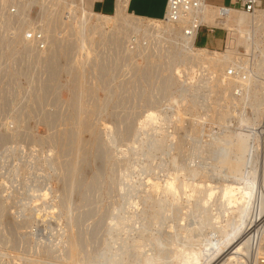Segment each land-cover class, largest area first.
<instances>
[{"label":"rangeland","instance_id":"obj_1","mask_svg":"<svg viewBox=\"0 0 264 264\" xmlns=\"http://www.w3.org/2000/svg\"><path fill=\"white\" fill-rule=\"evenodd\" d=\"M66 1L56 5L53 18L43 15L47 25L54 19V31L47 33L42 17L36 23L42 21V33L48 34L44 50H33L32 39L25 45L29 29L19 28L30 24L26 15L7 24L8 29L0 26V264H109L115 250L118 264L127 250L122 264H146L160 241L165 253L172 245L168 252L175 253L188 235L198 239L200 233L212 232L209 226L200 227L204 213L198 211L202 210L197 207L198 192L188 201L184 189L175 198L162 190L179 170L180 181L192 177L217 183L207 213H222L220 185L241 181L226 169L236 153L221 147L225 141L235 144L237 134H247V143L255 148L252 176L257 187L264 186V144L251 132L264 119L261 104L256 115L250 102L231 101L229 90L204 84L200 70L182 72L184 65L176 64L167 42L175 23L170 28L162 19L138 15L118 43L103 46L97 32L77 38L83 21L87 27L96 22L82 9L90 11L89 0ZM145 2L133 0L132 8H144ZM41 11V2H34L28 17L38 19ZM157 28L167 31L157 33ZM228 36L232 41L234 34ZM261 42L264 48V28ZM195 44H205L203 35ZM216 45L220 47L221 40ZM75 56L77 63L72 61ZM168 76L175 85L169 87ZM151 112L160 114L154 122L148 117ZM159 137L163 142L154 146ZM218 156L227 159L223 168ZM151 181L160 189H153ZM120 216H128V223L110 230ZM138 235L144 238L139 253L131 246ZM258 257H264V251ZM243 259L247 264L252 261L251 255ZM172 262L178 264L177 259Z\"/></svg>","mask_w":264,"mask_h":264},{"label":"bare ground","instance_id":"obj_2","mask_svg":"<svg viewBox=\"0 0 264 264\" xmlns=\"http://www.w3.org/2000/svg\"><path fill=\"white\" fill-rule=\"evenodd\" d=\"M11 1H13L15 3V5L17 7V13L16 14H12V13L5 14V8L7 7V4ZM35 1H41L42 11H41L38 19L31 20L28 17V12H29L30 6ZM68 1H69V3H71L70 0H68ZM78 1H80L81 3L85 2V0H78ZM128 1L129 0H117L116 10H115L114 14H103L100 12H96V11L92 10L91 7H88V10H90V11H87V8H85V7L82 8L84 14H89L90 16L91 15L95 16L96 22L91 27H89V26L87 27V23L85 21H83L81 24L80 30L77 32V36H78L77 38L80 39L85 35L86 32L92 31V32H97L100 34L99 43L103 46L108 45V44L118 43L119 40L121 39L122 35H124L126 33V31L128 29V27H127L128 23L131 22L130 20L138 16V15H135V14L127 11ZM61 2L62 3H68L66 0H65V2H64V0H0V26L3 27V29H8L11 26L8 27V26H6L7 24L16 22L21 16L26 15V18L28 19L30 24L27 25L26 27H24L23 29H21L22 27L19 28V31L25 30L26 28L29 29L28 31H26L27 33L23 37V40L25 41V45L27 44V42L33 41L36 43V46H37V48H34V44H33V42H31L33 50H36V51L37 50H44L47 45H46V42L43 41V39L44 38L48 39V34H47V36H45L46 35L45 31H43L44 33H42V30L46 28L45 30L47 31V33L48 32L51 33L52 31H54L53 29H55L56 25L53 26L54 28L52 27V24H55V23H53L54 19L52 21V24H51L50 19H49V25H47L48 20L45 23V21L43 19V15L47 17L48 13H49L48 17L52 16L53 11L57 10L56 5L59 6L58 4H60ZM58 9H59L58 13H62L61 9L59 7H58ZM70 10H71V8H70ZM72 10H73V8H72ZM55 16H56V14H55ZM41 17L43 19L44 24L47 25V27H45V28H42L45 26L44 24H42L43 23L42 21H41V23H39L40 25H36V23H38V21L41 19ZM52 18H53V16H52ZM162 20H164V19H162ZM164 21H166V20H164ZM170 23H175L177 25V28L176 27L172 28ZM122 24H124V27L120 28L122 26ZM30 25H32V26H30ZM166 25L171 26L170 28H172L168 33L167 42L171 47H173L172 48L173 52L171 51L172 56L174 55L173 58L175 57V58H177V61H179L176 64L179 65V63H182L184 65L183 69H181L182 72L186 71L188 73H196L200 70V74H201L200 77L203 79V81L202 80L201 81L204 84L205 83L211 84L212 89H213V87L218 86V88H220L219 91L229 90L230 94H231L229 99L231 101H236L235 98H239L238 101H241V102L243 101L242 102L243 104L247 103L249 105V102H250V105L253 107V110L256 112V115L258 114V111H259V104H261L260 110L262 113V117L264 118V110L262 109L263 104H264V92H263V83L264 82L260 79V78L264 77V48H263V45L261 42V31L264 28V7L257 10L254 14H249V13L237 11L234 9H229L227 11V13H223L222 8L213 7V6H209L208 4H205L201 8L191 9L189 14L187 16H181V18L179 19L178 22L166 21ZM201 25L223 27V28L227 29L228 33L231 32L232 34H234V38L232 41L229 42L230 39L228 36V39L226 41V47H224L222 49L197 46L195 44V40H196L197 34H198L197 27L201 26ZM40 26H42V27H40ZM11 29L14 32H18L17 30H14L13 28H11ZM37 29H40V32L42 33V40L41 41H39V40L37 41L36 36L35 37L33 36ZM129 29H131V28H129ZM187 29L190 30V33H188V34L186 32ZM166 31L167 30H165L164 28L163 29H159V28L155 29V32H157V33H165ZM29 32H32L31 38H28V36H27V34ZM55 32H56V30H55ZM43 34H44V36H43ZM52 35H54V34L52 33ZM30 39H32V40L30 41ZM42 43H43V45L41 46ZM196 46L199 48H195ZM236 46H243L246 50H250V51L259 49V52L262 55V58L260 59L259 63L255 65V68H253V70H251V73L247 79H242V78H238V77H231V76H228V74H227V70H228L230 65H233V64L237 65L238 64L242 67H245V64H246V62L243 60L244 58H242V60L237 61V58L239 56L237 57ZM27 47L29 49L31 48L30 46H27ZM26 49H25V52H26ZM29 49H27V50L29 51ZM30 51H31V49H30ZM65 52L67 53V50ZM27 53H29V52H27ZM173 58H172V60L170 59L172 62H174ZM72 61L74 63H77V62H79V58H77L75 56ZM48 64H50L48 67L52 68L53 63L49 62ZM172 65H174V64H171V66ZM172 67H174V66H172ZM72 76L73 75L69 74V77L71 78V79L69 78L70 80H72ZM170 76H172V74ZM170 78L171 77H169V79ZM171 79L168 80V85H170L169 87H171L172 84H174V80H171ZM186 83L188 84L189 82H186ZM166 85H165V87H166ZM57 86H58V84H57ZM75 86H76V84H75ZM187 86H192V84H188ZM166 88H164V89H166ZM236 88H239L241 91H237V92L234 91ZM82 90H83V87H82ZM53 91L55 92V91H57V89H55ZM232 95L234 97H232ZM75 97H77V96H75ZM259 98L261 100V103H259L260 102ZM248 100H250V101H248ZM72 102H73V100H72ZM88 112H90V111H88ZM159 115L160 114L158 112H151L148 115L150 122H154L155 120H157ZM80 119H82V118H80ZM247 121H249V120H247ZM146 122L147 121L143 120L142 124H146ZM253 122H254V120H253ZM262 122H264V119L262 120ZM83 124H79V126H83ZM255 124L256 123L254 122V126H255ZM247 136H248L247 134H243V135L237 134L236 135L237 141L235 142V144H233V142L231 144L230 143L231 141L229 143H227L228 141L227 142L225 141V144L222 145V147H221V148H226V150H228L227 152L232 153L234 151L236 153V154L234 153L236 155L235 156L236 158L235 159L231 158V160L228 162L226 169H227L229 174H232L235 177V179L238 178V180L241 181V182H234L235 181L234 180V181L229 182V183L226 182V184H223V186H222V184L221 185L219 184L221 186V188H220V193H219L220 196L218 195L219 196L218 198L222 199V202H221V204H219V206L222 209L223 215H222V213H216L215 211L214 212L216 214L215 213L212 214L213 211H212V213L210 211L211 215L209 213H207V212H209L208 206H210L213 202L211 200L215 196L214 189L216 187H218L217 183L215 186L214 184H211L209 182H208V184L196 182V180L191 179L192 177L190 179H185L184 175H183L184 176L183 178L185 180L182 181L183 180L182 179L180 181V180H178V175H177V173H179L180 170L178 172H176L174 175L172 174L173 176L165 182V186L163 187L162 190L166 191V193H168L169 196L171 195L174 198H175V196H177V194L180 192L181 189L185 190V193H183V194L187 195L188 201L192 200L191 197L195 196L196 194L194 195V193L198 192V195L196 198L197 199V207H198V209H202V210H198V211H200V212L202 211V214L204 213V215L199 220L201 223L200 227L202 229H205L206 226H209V227H211L210 230H212V232L210 235H204L205 233L204 234L200 233L201 236H199L198 239H194L195 237L192 239V237L188 235L187 238L185 237L188 240V241L186 240L187 243H185V245L180 247V249H178V250L176 249V251H174L175 253H172L173 251H171V253L168 252L169 248L174 246L171 244L172 243L171 240H170V244L172 246L168 248V251H166L167 254L165 253L164 248H163V244L160 241L157 244L159 247L158 251L157 252L155 251L156 253L153 252V254L151 256H148L145 258L146 264H151L153 261H155V262L157 261L159 264H167V263L172 264L173 259L174 260L177 259L178 264H247L246 263L247 260L243 259V257H245V255L246 256L249 255V257L251 255L252 261H250V264H263V263H261L262 257L259 258L258 255L262 251H264V186L257 187L256 186V184H257L256 180L257 179L255 180L252 176L253 172L251 171V167H252L251 164L253 163V158L255 156L254 155V149L255 148L253 146L251 147L249 145V143H247V138H248ZM232 137H234V136L232 135ZM236 137H235V139H236ZM123 138H124V136H123ZM228 140H230V139H228ZM154 142L156 143V144L155 143L153 144L154 146L161 145V143L163 142V137H159V138L155 139ZM216 152H220V151H216ZM246 152L248 153V155L250 154V157L248 156L249 158L246 157V155L244 154ZM223 154L224 153L222 151L221 155H223ZM243 155H245V157ZM221 157L222 158H220V156H218L217 160L219 158V160H218L219 164L218 165L220 166V168H223V166L226 164L227 159L225 158L226 159L225 160L223 158V156H221ZM214 160H215V158H214ZM153 166H155V165H153ZM148 167H150V166H148ZM191 172L194 173L193 177H195V175H197V172L195 169H194V171H191ZM228 173H227V175H229ZM202 176H203V174L201 175V177ZM179 178H181V177H179ZM207 179H209V178L207 177ZM150 183H151L152 188L155 190L160 189V187H161L160 184L157 182L151 181ZM189 191L192 193H190ZM46 194H47V192H44L43 195L45 196ZM179 196H180V193H179ZM179 196H178V198L180 200ZM161 201L162 200L159 201L160 204H162ZM175 201H176V199H175ZM173 202H174V200H173ZM220 207H218V208H220ZM171 208H173V207H171ZM216 209H217V207H216ZM216 211L218 212V210H216ZM163 212L161 214H163ZM198 218H199V216H198ZM128 220H129L128 216H126V217L120 216L119 221L117 220V222L115 224L110 225L108 228L110 230H115L117 228H121L122 225L124 226L126 223H128L127 222ZM196 225L197 224H195V226ZM199 230H201V229L199 228ZM191 231H192V228H191ZM202 231L204 232L205 230H202ZM199 232H201V231H199ZM110 233H112V232H110ZM222 233H223V235H222ZM123 240H124V238H123ZM126 240H124V242H126V244H127ZM143 241H144V238L142 235L135 236L131 241L132 249L135 252L139 253L140 248L143 245ZM194 242L195 243L198 242V243L194 246L193 245ZM121 243H122V241H121ZM124 244H123V246H126ZM164 244L166 246V243H164ZM170 244H169V246H170ZM182 244H184V243H182ZM129 246L127 249H129ZM131 246H130V248H131ZM126 250H122V252H124ZM141 250H142V248H141ZM116 251L117 250H115V252ZM127 251L124 254L120 255V261H121L120 264H122V262H124L127 259L126 256L129 253V252L127 253ZM115 252L111 253L112 255L110 256V258H108L109 264H118L119 263V260L116 259V253ZM122 252H120V253H122ZM178 252H180V254H178ZM146 255H148V254L146 253ZM221 256H222V258L219 259V257H221ZM221 260H223V261L221 262ZM175 263H177V261H175Z\"/></svg>","mask_w":264,"mask_h":264},{"label":"built area","instance_id":"obj_3","mask_svg":"<svg viewBox=\"0 0 264 264\" xmlns=\"http://www.w3.org/2000/svg\"><path fill=\"white\" fill-rule=\"evenodd\" d=\"M38 2V1H35ZM41 2V1H39ZM11 4L9 7L8 5ZM207 4L206 0H167L166 3V10L165 14L162 17V19L169 21V22H178L181 16H187L191 9H197L201 8L203 5ZM264 7L262 5L261 0H233L232 3L228 6L220 7L222 8L223 13H227L229 9H234L237 11L246 12L249 14H254L257 10ZM8 9V10H7ZM16 14L17 13V7L13 1L9 2L7 4V7L5 8V14ZM206 26L210 29H218L221 30L224 33L226 32V35H224V44L223 47H226V41L228 39V31L227 29L220 27V26H207V25H201L197 27V32L201 30V27ZM195 28V27H194ZM187 34L190 33V30H186ZM28 38L32 37V32H29L27 34ZM36 36V40L41 41L42 40V34H40L38 31H36L33 35ZM196 41V40H195ZM43 43L41 44V46ZM245 50V51H244ZM237 51V61L243 60L246 62L245 67H242L240 65H230L227 74L231 77H238L242 79H247L251 73V70L255 68V65L259 63L260 59L262 58L261 53L259 52V49L257 50H246L243 46H236ZM241 57V58H240ZM264 82V77L260 78ZM234 91H241L239 88H236ZM263 92H264V83H263ZM262 109L264 110V104ZM251 132L253 133V136L258 137L259 143L264 144V122H260V125H258L257 128H252ZM261 263L264 264V257L261 258Z\"/></svg>","mask_w":264,"mask_h":264},{"label":"crops","instance_id":"obj_4","mask_svg":"<svg viewBox=\"0 0 264 264\" xmlns=\"http://www.w3.org/2000/svg\"><path fill=\"white\" fill-rule=\"evenodd\" d=\"M233 0H206V3L209 6L213 7H223L228 6L232 3ZM262 1V0H261ZM117 0H89V7L96 12L103 14H113L116 10ZM167 0H146L144 3V8H132L133 0L128 1L127 11L135 15L144 16L148 18L161 19L166 10ZM98 7V8H97ZM231 33V32H229ZM203 35L205 44H200V47L208 48H222L224 44V35L222 31L217 29L207 28L206 30L201 29L196 38V43L200 37ZM210 37L212 40H209ZM221 40V46L216 45L217 41Z\"/></svg>","mask_w":264,"mask_h":264}]
</instances>
